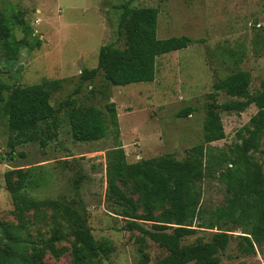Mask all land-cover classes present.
<instances>
[{
  "label": "rangeland",
  "instance_id": "1",
  "mask_svg": "<svg viewBox=\"0 0 264 264\" xmlns=\"http://www.w3.org/2000/svg\"><path fill=\"white\" fill-rule=\"evenodd\" d=\"M127 0H0V13L12 28L15 39L28 46L17 53L0 48V82L9 86H29L43 81H58L51 94L56 116L49 125V140L42 147L38 142L18 145L12 157L8 140L10 132L0 119V228L19 224L18 212L6 189L7 172H29L38 182L27 189L39 201L52 200L76 204L83 212L85 223L96 241H108L114 251L103 264H138L140 259L137 230L126 229V220L117 215L106 201L105 154L115 145L111 129L105 138L77 143L71 138L66 119L68 103L91 105L100 109L109 126L105 105L116 109L118 134L126 161L157 158L171 154L183 160L189 149L203 141V119L207 94L213 83L231 73L237 66L250 73V92L259 90L264 79V0H136L134 7H157V37L187 36L191 42L185 49L160 56L156 76L151 83H136L124 87L111 86L98 72L91 81L79 83L82 69L97 66L101 46L114 43L122 47L117 33L119 5ZM22 19L32 35L17 24ZM40 42L36 47V39ZM27 42V43H26ZM7 52V51H6ZM11 60H8V59ZM8 60V61H7ZM219 104L232 99L220 93ZM186 107L194 112L183 118L177 113ZM257 112L250 105L241 113H220L225 138L211 146L226 149L238 131L248 126ZM258 158L263 161L264 157ZM11 180L15 174L8 175ZM203 217L207 218L226 199L225 185L216 170L210 169L200 182ZM132 195L130 187L124 189ZM46 217L51 211L42 208ZM24 223L32 238L49 237L48 221L39 222L33 210L24 212ZM200 221H194L198 226ZM149 228L148 224L144 225ZM233 235L239 230L227 225ZM205 230L184 240L208 237ZM71 239L59 242L62 254L55 258L46 253L44 264H69ZM1 231H0V244ZM231 241L219 253L215 264H264V247L255 253L242 255ZM154 264L165 251L148 238L143 248ZM193 264V263H190Z\"/></svg>",
  "mask_w": 264,
  "mask_h": 264
},
{
  "label": "trees",
  "instance_id": "2",
  "mask_svg": "<svg viewBox=\"0 0 264 264\" xmlns=\"http://www.w3.org/2000/svg\"><path fill=\"white\" fill-rule=\"evenodd\" d=\"M136 0L119 5L117 33L123 38L122 47L109 43L100 47L97 66L82 69L79 83L91 81L100 71L105 80L116 87L136 83H151L156 76L157 59L167 53L187 48V36L157 37V7H134ZM17 24L28 35L32 30L19 18ZM36 39V38H35ZM15 39L12 28L0 13V48L5 54L28 46ZM27 43V42H26ZM40 42L36 39V47ZM7 51V52H6ZM8 60H11L10 58ZM7 60V61H8ZM237 62V61H236ZM235 62L231 73L216 80L207 94L203 119V141L192 146L183 160L171 154L157 158L126 161L122 145L116 139L118 123L113 103L105 105L109 126L104 113L91 105L68 103L66 119L71 138L77 143H90L106 137L111 129L115 145L105 154L106 201L117 208L115 213L126 221V229L137 230L140 236L138 264H149L143 245L148 238L165 251L154 264H215L219 253L236 241L240 254L251 255L255 247H264V79L255 94L250 92L251 75ZM58 81H43L29 86H9L0 82V119L7 123L10 137V156L18 145L38 142L44 147L49 140V125L56 116L51 105L52 90ZM222 93L232 100L219 104ZM250 105L257 112L248 126L238 131L237 139L226 149L211 146L225 138L220 113H241ZM194 109L186 107L177 113L183 118ZM214 169L225 185L226 199L206 219L203 217L200 182L206 172ZM15 174L11 180L8 175ZM38 182L29 172H7L6 189L18 212L19 224L1 226L0 264H44L48 252L58 258L62 249L55 245L71 239L69 264H103L114 247L108 241H96L85 223L82 211L75 203L52 200L39 201L27 189ZM130 187L132 195L124 189ZM51 211L46 217L42 208ZM76 207V208H75ZM33 210L39 222L48 221L49 237L32 238L24 220V212ZM194 221H200L194 226ZM145 224L149 228H145ZM239 230L233 235L228 226ZM205 230L208 237H188Z\"/></svg>",
  "mask_w": 264,
  "mask_h": 264
}]
</instances>
